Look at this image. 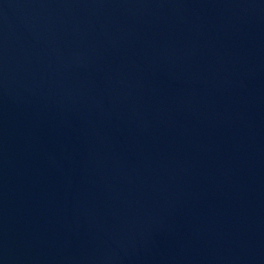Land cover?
Instances as JSON below:
<instances>
[{
  "label": "water",
  "instance_id": "water-1",
  "mask_svg": "<svg viewBox=\"0 0 264 264\" xmlns=\"http://www.w3.org/2000/svg\"><path fill=\"white\" fill-rule=\"evenodd\" d=\"M0 264H264V0H0Z\"/></svg>",
  "mask_w": 264,
  "mask_h": 264
}]
</instances>
